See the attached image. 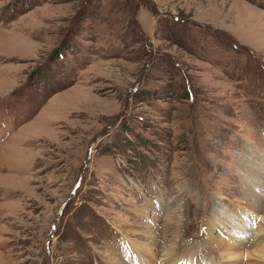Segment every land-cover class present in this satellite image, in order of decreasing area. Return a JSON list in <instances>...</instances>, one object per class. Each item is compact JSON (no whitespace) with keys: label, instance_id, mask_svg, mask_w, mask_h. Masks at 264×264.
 Masks as SVG:
<instances>
[{"label":"rangeland","instance_id":"obj_1","mask_svg":"<svg viewBox=\"0 0 264 264\" xmlns=\"http://www.w3.org/2000/svg\"><path fill=\"white\" fill-rule=\"evenodd\" d=\"M171 253L264 264V0H0V264Z\"/></svg>","mask_w":264,"mask_h":264},{"label":"bare ground","instance_id":"obj_2","mask_svg":"<svg viewBox=\"0 0 264 264\" xmlns=\"http://www.w3.org/2000/svg\"><path fill=\"white\" fill-rule=\"evenodd\" d=\"M91 105V104H90ZM188 256H190L191 258H192V260H196V257H195V253H191V254H188V255H184V254H180V253H176V254H172L171 253V256L169 257V259L170 260H173V263H171V264H174V260L177 258V259H179V258H184V259H190V258H188ZM197 261V260H196ZM185 263H188L187 261H185ZM167 264H169L168 262H167Z\"/></svg>","mask_w":264,"mask_h":264}]
</instances>
